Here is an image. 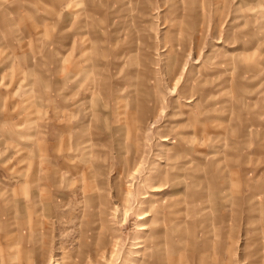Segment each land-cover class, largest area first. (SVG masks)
Masks as SVG:
<instances>
[{"label":"rangeland","instance_id":"obj_1","mask_svg":"<svg viewBox=\"0 0 264 264\" xmlns=\"http://www.w3.org/2000/svg\"><path fill=\"white\" fill-rule=\"evenodd\" d=\"M142 193L182 210L138 219ZM155 242L156 264H264V0H0V264Z\"/></svg>","mask_w":264,"mask_h":264},{"label":"bare ground","instance_id":"obj_2","mask_svg":"<svg viewBox=\"0 0 264 264\" xmlns=\"http://www.w3.org/2000/svg\"><path fill=\"white\" fill-rule=\"evenodd\" d=\"M189 97V96H188ZM191 98V97H190ZM193 100H186V102L185 103H191ZM189 105H193L194 106V104L192 103V104H189ZM177 106H178V104H177ZM188 106V105H187ZM133 113V112H132ZM134 114V113H133ZM138 119V118H137ZM136 120V119H135ZM135 123V122H134ZM160 140H162V141H165V140H167L168 141V137H163L162 139H160ZM137 142V141H136ZM137 152V151H136ZM167 152H169V153H167L168 155L166 156V157H164L165 159H167L168 161H170V160H177V159H179V157H177V155L176 154H173L172 152H171V150H169V151H167ZM160 175H161V177L160 178H162V180H161V184H165L166 182H167V180H168V177L170 178L171 176H170V174H169V172H167V171H161L160 172ZM172 178V177H171ZM160 183V182H159ZM152 189H156L155 187L154 188H152ZM150 196H152V199H150ZM148 195V194H145V193H142V195L140 196V199H141V202H140V204H139V207H144L143 205H146V204H148V207H147V209L148 210H145L144 209V211L143 212H140V214L138 215V219H142V218H144L145 219V217H149L150 216V213H152L154 210H155V212L158 214H163V216L165 217L166 216V214H164V212L163 211H165L164 210V207H161V200H160V198L158 197V196H156V194L154 195V194H151V195ZM144 200V201H143ZM143 203V204H142ZM146 203V204H145ZM147 228V227H146ZM145 229V226H139L138 227V230H144ZM260 230V229H259ZM102 240H104V238H102ZM159 244H158V242H155V247L153 248V247H151V246H143L142 247V249L145 251V250H149V254H147L148 255V258H149V260H148V262L147 263H145V264H156V261H157V256H159V249H157ZM112 256V255H111ZM63 264H65V263H63Z\"/></svg>","mask_w":264,"mask_h":264},{"label":"crops","instance_id":"obj_3","mask_svg":"<svg viewBox=\"0 0 264 264\" xmlns=\"http://www.w3.org/2000/svg\"><path fill=\"white\" fill-rule=\"evenodd\" d=\"M79 75V73L77 72L76 73V77ZM136 92H138V91H136ZM136 92H134V102H137V101H142V99H141V95H140V93H136ZM133 99H132V101H133ZM136 104V103H135ZM137 105V104H136ZM127 105H122V107L123 108H125ZM144 106V105H143ZM146 106V105H145ZM146 108V109H145ZM144 109L145 110H147L148 109V107H145ZM121 109L122 108H119V115H121L122 114V112H121ZM142 109H143V107H142ZM149 110V109H148ZM134 114H133V113ZM128 112L126 111V112H124L123 114H122V117L124 118V120L126 119V117H128V116H126V114H127ZM129 114L133 117V121L136 123V121L139 119L138 117V119L137 118H135L134 117V115H135V111H134V109H132L130 112H129ZM124 115V116H123ZM121 118V117H120ZM136 119V120H135ZM123 120V119H122ZM125 128H127V126H125ZM126 131H127V129H126ZM137 131H139V129L137 130ZM138 133V132H137ZM195 135V134H194ZM137 138V140H139V137H138V135H135V139ZM198 139V140H200L199 139V137H197L196 135H195V137H191L190 138V140H189V143H193V141H194V139ZM137 140H134L135 142L137 141ZM137 143V142H136ZM185 149L183 150L182 149V151H184V153H185V151H186V149H187V147H184ZM135 149H136V144H135ZM190 148H188V150H189ZM135 151H138V150H135ZM189 151H191V149L189 150ZM188 152V151H187ZM173 154H175V152H173ZM177 155V154H176ZM186 158V154H184V155H182L181 157H180V159H183V158ZM184 158V161H182V168H184L187 164L189 165V164H191V159L190 160H187V159H185ZM213 163H215V162H213ZM175 174V173H174ZM171 175V174H170ZM175 177L174 178H176L177 176L176 175H174ZM169 178V177H168ZM171 178V177H170ZM169 178V179H170ZM168 179V180H169ZM171 179H173V177L171 178ZM167 180V181H168ZM167 183V182H166ZM166 183L165 184H163L162 186H164V187H166ZM156 188V189H152L150 192H152V193H154V192H156V193H159L160 191H163L165 188ZM180 195H183V192L180 194ZM156 196H158L157 194H156ZM158 197H160V196H158ZM160 200H161V207H164V210H167V212H168V214H169V212L170 213H174V212H176V213H178L180 210H182V209H180V208H177V207H175V206H179V205H181V204H183L184 203V197L183 196H180V197H178L175 201H174V203H172L171 202V199H161L160 198ZM173 207H175L174 209H173ZM158 216H159V219H161V218H163L164 216H163V214H159L158 213ZM167 216V215H166ZM150 217V216H149ZM145 218H148V217H145ZM142 219H144V218H142ZM177 228H175V230H176ZM263 229V227H261L260 226V230H262ZM178 240H182V237H179L178 236ZM166 244L167 245H170V243H169V241L167 240L166 241ZM171 246V245H170ZM159 249V248H158Z\"/></svg>","mask_w":264,"mask_h":264}]
</instances>
